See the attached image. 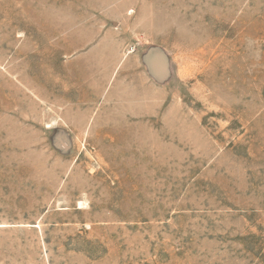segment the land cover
Here are the masks:
<instances>
[{
    "label": "rangeland",
    "instance_id": "1",
    "mask_svg": "<svg viewBox=\"0 0 264 264\" xmlns=\"http://www.w3.org/2000/svg\"><path fill=\"white\" fill-rule=\"evenodd\" d=\"M0 264H264V0H0Z\"/></svg>",
    "mask_w": 264,
    "mask_h": 264
}]
</instances>
